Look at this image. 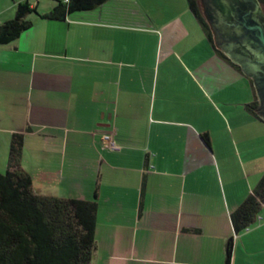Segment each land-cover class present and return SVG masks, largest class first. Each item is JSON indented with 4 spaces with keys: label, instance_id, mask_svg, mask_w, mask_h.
<instances>
[{
    "label": "crops",
    "instance_id": "obj_1",
    "mask_svg": "<svg viewBox=\"0 0 264 264\" xmlns=\"http://www.w3.org/2000/svg\"><path fill=\"white\" fill-rule=\"evenodd\" d=\"M24 1L1 0L0 24ZM28 1L32 26L0 44V171L21 133L36 193L98 202L92 264H264V219L232 220L264 175L260 100L189 0L62 19Z\"/></svg>",
    "mask_w": 264,
    "mask_h": 264
},
{
    "label": "trees",
    "instance_id": "obj_2",
    "mask_svg": "<svg viewBox=\"0 0 264 264\" xmlns=\"http://www.w3.org/2000/svg\"><path fill=\"white\" fill-rule=\"evenodd\" d=\"M107 0L58 1L43 16L62 19L76 10H89ZM264 7V0H258ZM240 7L245 3L234 0ZM191 9L211 35L198 0ZM35 11L27 0L17 6L15 16L0 24V44L17 39L33 24ZM24 136L12 135L8 168L0 171V264H92L96 247L98 202L38 194L33 180L21 164ZM264 206V175L254 192L233 212L237 231L256 221Z\"/></svg>",
    "mask_w": 264,
    "mask_h": 264
},
{
    "label": "water",
    "instance_id": "obj_3",
    "mask_svg": "<svg viewBox=\"0 0 264 264\" xmlns=\"http://www.w3.org/2000/svg\"><path fill=\"white\" fill-rule=\"evenodd\" d=\"M217 1L219 3L220 9L217 7H214V15H207V18L210 22L211 30L214 35V40L217 48H220L223 52H225L228 56L232 58L233 62L241 64L243 60H237L236 55L233 54L234 49V43H237V48L241 47V45H247L248 48L251 49L253 54L256 56V61L252 63L253 69L257 70L256 72L263 70L264 71V19L262 17H259L257 14V11L260 8V2L258 0H248L251 2L250 5L245 3L244 7H240L238 11L237 20L230 9V3L234 0H213ZM212 1V2H213ZM239 5V4H238ZM223 10V11H222ZM226 12V14H225ZM232 12V13H231ZM262 15H264L262 13ZM244 25H246L248 29H252L253 33H243L244 35L242 38L240 37L237 40H232L234 36L231 34V30H237V35L240 34L242 31L243 25L241 24L240 20H242ZM247 20H250V22H247ZM232 26L234 28L230 29ZM236 27V28H235ZM219 35H222L226 38V42L223 43V45L220 44ZM235 35V36H237ZM248 37V38H247ZM250 38V39H249ZM248 39L252 40L254 43H258L259 47L255 48L252 45H248ZM228 45V46H227ZM248 61V60H244ZM242 70L244 73H246L242 67ZM247 75L251 76L254 79V85L256 87L257 95L260 100L259 107L257 109H254L257 111V113L264 119V80H259L258 77H254L248 73ZM264 79V77L262 78Z\"/></svg>",
    "mask_w": 264,
    "mask_h": 264
},
{
    "label": "flooded vegetation",
    "instance_id": "obj_4",
    "mask_svg": "<svg viewBox=\"0 0 264 264\" xmlns=\"http://www.w3.org/2000/svg\"><path fill=\"white\" fill-rule=\"evenodd\" d=\"M204 1V8H202V12L203 13H206L207 15H214V7H217L220 9V6L219 3H217V1H213V0H202ZM213 1V2H212ZM232 1V0H231ZM240 2H244V3H247L248 5L251 4L250 1L248 0H239ZM230 9H232L231 11L233 12L236 20H237V15H238V11L240 9V5H238L236 2L232 1L230 3ZM204 9V10H203ZM221 10V9H220ZM262 10H264V7H262L261 3H260V8L259 10L257 11V14L259 17H262L264 19V15H262ZM223 11V10H222ZM231 12V13H232ZM226 14V12H225ZM242 20H240L241 24L243 25L242 27V31L243 32H240L239 35H237L236 33L237 30H231V34L234 36V38L232 40H237L239 39L240 37L242 38V36L244 35L243 33L247 32V33H253V30L251 29H248L246 28L247 26L244 25V22H243V18H241ZM247 22H250V20H247ZM234 28V26H232L230 29ZM236 28V27H235ZM237 35V36H235ZM248 38V37H247ZM250 39V38H249ZM248 39V45H252L253 47L255 48H258L259 47V44L258 43H254L252 40H249ZM219 40H220V44L223 45L224 42H226V38L222 35H219ZM228 46V45H227ZM234 49H233V54H235L236 56V59L239 61V60H243L242 62V67L244 69V71L254 77H258L259 80H264L262 79L264 77V71L263 70H260L258 72H256L257 70L253 69L252 67V63L254 62H257L256 61V56L253 54V52L251 51L250 48L247 47V45H241V47H238L237 48V43L235 42L234 43ZM244 60H248V61H244Z\"/></svg>",
    "mask_w": 264,
    "mask_h": 264
},
{
    "label": "built area",
    "instance_id": "obj_5",
    "mask_svg": "<svg viewBox=\"0 0 264 264\" xmlns=\"http://www.w3.org/2000/svg\"><path fill=\"white\" fill-rule=\"evenodd\" d=\"M57 1H63V2H68L70 0H57ZM105 146L114 152H119L122 150L123 146L117 141L116 137L114 136L113 133H106L103 136ZM264 217L261 214H258L256 217V222L262 223ZM251 229V225L246 226L244 230L248 231Z\"/></svg>",
    "mask_w": 264,
    "mask_h": 264
},
{
    "label": "rangeland",
    "instance_id": "obj_6",
    "mask_svg": "<svg viewBox=\"0 0 264 264\" xmlns=\"http://www.w3.org/2000/svg\"><path fill=\"white\" fill-rule=\"evenodd\" d=\"M1 1V0H0ZM53 1V0H52ZM199 1V4H200V7H202V8H204L203 7V1L202 0H198ZM1 3V2H0ZM201 8V9H202ZM204 10V9H203ZM262 13L264 14V10H262ZM204 16H205V18H207V14L206 13H204ZM207 21L209 22V20H208V18H207ZM209 25H210V22H209ZM5 172V171H4Z\"/></svg>",
    "mask_w": 264,
    "mask_h": 264
}]
</instances>
